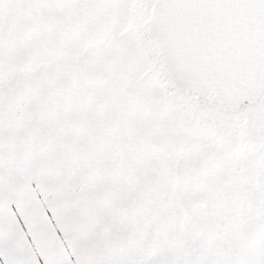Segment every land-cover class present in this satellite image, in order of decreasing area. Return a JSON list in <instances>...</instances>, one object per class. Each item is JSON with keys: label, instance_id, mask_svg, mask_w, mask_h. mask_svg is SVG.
<instances>
[{"label": "snow or ice", "instance_id": "1", "mask_svg": "<svg viewBox=\"0 0 264 264\" xmlns=\"http://www.w3.org/2000/svg\"><path fill=\"white\" fill-rule=\"evenodd\" d=\"M0 264H264V0H0Z\"/></svg>", "mask_w": 264, "mask_h": 264}]
</instances>
